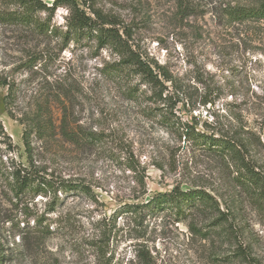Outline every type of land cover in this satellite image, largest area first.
Instances as JSON below:
<instances>
[{
  "label": "rangeland",
  "instance_id": "1",
  "mask_svg": "<svg viewBox=\"0 0 264 264\" xmlns=\"http://www.w3.org/2000/svg\"><path fill=\"white\" fill-rule=\"evenodd\" d=\"M43 1L51 4L53 0ZM261 1L264 0H98V6L117 17L143 56L164 66L175 79V87L183 91L174 108L181 120L207 133L231 134L247 127L256 143L255 159L264 166V21L232 24L223 12L227 3L253 7ZM180 5L186 8L182 11ZM66 15L67 10L59 7L53 21L62 25ZM18 40L15 33L0 28L1 79L18 82L24 78L12 71L19 57ZM108 55L106 49H95L93 42H81L61 53V66L54 70L56 74L67 71L78 89L70 99L61 96L60 102H51L56 124L64 103L83 127L109 134L107 145L90 151L76 150L59 134L44 149L42 163L47 173L52 172L56 181L70 177L84 187L82 192L59 190L54 212L46 213L52 191L45 195L33 188L12 190L2 175L6 156L23 165L28 163L22 126L7 115V88L0 85V122L9 136H0L3 264H95L92 251L79 241L90 234L89 221L108 216L123 203L141 202L169 191L176 184L183 189L205 187L218 197L223 209L232 207L230 198L235 191L221 159L167 132L157 120L149 119L125 101L98 74L99 64L108 60ZM42 95L38 90L37 96ZM205 100L210 103L203 104ZM122 147L134 154L137 174L119 160ZM142 171L144 186L136 181ZM87 187L90 193H85ZM15 192L19 197L15 198ZM25 204L32 210L45 211L49 220L60 213L69 214L74 236L37 230L22 238L19 227ZM235 208L236 222L241 226L240 241L251 250L256 264H264V211L255 210L246 201ZM122 221L118 218L117 223L121 225ZM144 239L160 264H245L232 256V240L222 232L200 239L191 236L184 223H173L169 215L152 219ZM132 243L130 238H119L112 249L115 259H132Z\"/></svg>",
  "mask_w": 264,
  "mask_h": 264
},
{
  "label": "trees",
  "instance_id": "2",
  "mask_svg": "<svg viewBox=\"0 0 264 264\" xmlns=\"http://www.w3.org/2000/svg\"><path fill=\"white\" fill-rule=\"evenodd\" d=\"M59 7L67 10L62 25L53 21L55 10ZM180 8L183 11L186 7L180 5ZM223 12L232 24H242L246 20L264 21V1L253 7L227 3ZM0 28L19 37V57L12 71L24 75L18 82L0 78V85L7 88L4 96L6 113L22 126L21 139L28 163L23 165L6 156L8 161L2 175L12 190L22 192L33 188L45 195L52 191L47 204L50 210L46 213L56 210L59 190H84L83 184L70 177L56 181L52 172L47 173L42 155L44 149L56 141L58 134L64 143L82 152L108 143L109 134L83 127L64 103L56 124L50 105L53 99L60 102L61 96L72 98L78 90L73 80L68 78L67 71L64 74L54 73L61 66V53L70 49L71 45L93 42L95 49H106L109 53L108 60L99 64V76L144 116L157 120L167 132L177 134L194 147L221 159L229 170L235 193L230 198L232 207L225 210L218 197L207 188L191 186L183 189L176 184L169 191L156 193L141 202L123 203L108 216L92 219L88 223L90 234L79 239L80 244L92 251L96 257L95 264H160L144 239V232L152 219L169 215L173 223H184L190 235L200 239L222 232L232 240V256L245 264H256L251 250L240 241L241 226L237 225L235 217V207L243 201L257 211H264V166L255 159L256 143L247 127L231 134L207 133L198 130L190 121L181 120L174 108L183 91L175 87V79L164 66L150 61L136 49L130 42L131 35L127 29L121 27L114 14L103 11L98 6V0H53L51 4L43 0H0ZM35 80L37 82L33 84ZM38 90L43 97L37 96ZM207 103L210 101H203V104ZM19 106H22L21 109H17ZM0 136L9 139L1 122ZM118 158L134 174L139 172L131 151L120 149ZM144 177L142 171L136 179L138 184L144 186ZM90 192L87 187L85 193ZM14 196L19 197V193L15 192ZM46 213L24 205L19 227L22 238L37 230L45 234L56 232L74 236L69 214L60 213L49 220ZM118 218H123L121 225L117 223ZM119 238L134 240L132 259H115L112 249ZM0 264H3L2 256Z\"/></svg>",
  "mask_w": 264,
  "mask_h": 264
}]
</instances>
